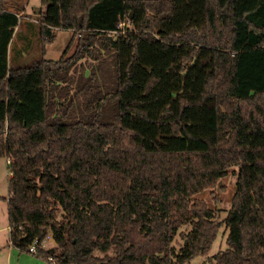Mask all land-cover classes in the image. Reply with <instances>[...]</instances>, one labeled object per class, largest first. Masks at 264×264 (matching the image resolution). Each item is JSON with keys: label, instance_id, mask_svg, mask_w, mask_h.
<instances>
[{"label": "trees", "instance_id": "trees-1", "mask_svg": "<svg viewBox=\"0 0 264 264\" xmlns=\"http://www.w3.org/2000/svg\"><path fill=\"white\" fill-rule=\"evenodd\" d=\"M7 1L0 157L11 243L29 250L38 239L49 264H185L220 228L195 195L237 166L215 258L264 264V145L241 144L242 124L264 135V0H40L42 53L58 29L74 36L59 59L22 66L10 50L20 65L23 19ZM183 223L192 229L177 248ZM49 234L55 246L43 245Z\"/></svg>", "mask_w": 264, "mask_h": 264}, {"label": "rangeland", "instance_id": "rangeland-1", "mask_svg": "<svg viewBox=\"0 0 264 264\" xmlns=\"http://www.w3.org/2000/svg\"><path fill=\"white\" fill-rule=\"evenodd\" d=\"M8 6L19 13L22 23L19 24V31L15 37L14 43L20 44L21 48H24V58L20 62L21 64H13V57L17 56V51L14 47L10 50V62L11 65H29L43 58L57 60L61 57L69 43L74 36V30L72 29H58L55 32V37L46 46L45 54L42 53V47L39 42L40 30L38 27L39 20L35 9L38 7L42 10L44 5L40 0H8ZM31 20L36 21L37 25L30 24ZM35 27V28H34ZM76 37L74 43L68 52L70 55L76 47ZM28 43V47L26 46ZM28 49V50H26ZM91 60L86 57L82 60ZM242 128V142L243 146L252 145H264V135H254L249 133L247 127ZM237 166L230 168L228 175L222 177L218 181V185L209 187L208 189L196 194L195 196L202 200L207 206L212 208L215 212L216 220L218 221L220 228L217 237L212 244V248L206 254H200L191 261L185 264H218L215 255L227 247L228 228L226 226V217L232 206V199L235 192V184L237 180ZM9 178L10 168L6 157H0V264H49V260L37 253L29 250H21L20 248L9 245L10 230L8 219V202L3 197L7 198L9 195ZM192 229L191 223H183L178 235L173 240L172 244L177 248H180L185 242V235ZM44 246L52 247L56 245L52 234L44 240ZM9 247L13 249V254L9 253Z\"/></svg>", "mask_w": 264, "mask_h": 264}, {"label": "built area", "instance_id": "built-area-1", "mask_svg": "<svg viewBox=\"0 0 264 264\" xmlns=\"http://www.w3.org/2000/svg\"><path fill=\"white\" fill-rule=\"evenodd\" d=\"M124 22H120L119 23V26H124ZM116 32L115 31H110V32H108V34L109 35H112V34H115ZM38 239H36L31 245H30V247H29V251H31V252H34V253H37V251H38ZM48 260H51V261H53V262H55L56 260H55V258H53L52 256H50V257H48Z\"/></svg>", "mask_w": 264, "mask_h": 264}, {"label": "crops", "instance_id": "crops-1", "mask_svg": "<svg viewBox=\"0 0 264 264\" xmlns=\"http://www.w3.org/2000/svg\"><path fill=\"white\" fill-rule=\"evenodd\" d=\"M7 162L9 163V159H7ZM9 230H10V226H9ZM9 245H11V247H12L13 244L10 242ZM11 247H9V253L13 254V249H12L13 247L12 248Z\"/></svg>", "mask_w": 264, "mask_h": 264}, {"label": "water", "instance_id": "water-1", "mask_svg": "<svg viewBox=\"0 0 264 264\" xmlns=\"http://www.w3.org/2000/svg\"><path fill=\"white\" fill-rule=\"evenodd\" d=\"M36 12H40L41 9L38 7L37 9H35Z\"/></svg>", "mask_w": 264, "mask_h": 264}]
</instances>
